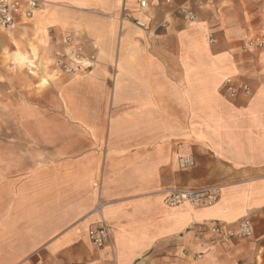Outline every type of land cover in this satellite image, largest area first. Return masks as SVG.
<instances>
[{"label":"crops","instance_id":"1","mask_svg":"<svg viewBox=\"0 0 264 264\" xmlns=\"http://www.w3.org/2000/svg\"><path fill=\"white\" fill-rule=\"evenodd\" d=\"M40 1L30 21L0 31L4 127L19 130L0 156V264H264L263 60L243 50L264 34V0H176L195 22L164 0L145 11L135 0ZM57 53L92 68L43 93V72L13 71L27 55L51 76ZM229 78L250 93L227 97ZM57 111L81 113L77 150L71 133L58 142L67 122ZM180 156L195 166L179 169ZM215 185L212 207L163 202L169 189ZM101 219L110 240L96 249L88 230ZM244 219L250 238L197 237L204 225L236 229Z\"/></svg>","mask_w":264,"mask_h":264},{"label":"built area","instance_id":"2","mask_svg":"<svg viewBox=\"0 0 264 264\" xmlns=\"http://www.w3.org/2000/svg\"><path fill=\"white\" fill-rule=\"evenodd\" d=\"M141 10H148L152 0H135ZM176 0H164V4L172 7L175 14L182 17L186 22H195L197 17L189 5L181 4L176 6ZM42 8L40 0H0V31L11 32L20 22L30 21L34 15ZM264 18V12H263ZM134 24L139 28H145V22L134 20ZM68 44L72 43L70 37L65 40ZM214 40H212L213 42ZM245 51H260L262 53L264 73V34L260 37L249 39L244 45ZM65 53H57L54 67L56 71L64 75H72L81 70L92 68V59L82 58L78 53L73 59L67 60ZM227 97L234 99L241 94L248 95L251 87L247 83L238 82L234 79H226L221 89ZM196 161L193 156H180L177 159V166L181 170L191 169L195 166ZM222 187L215 185L202 189H182L174 188L166 192L164 204L169 208H176L181 205L189 204L196 208L212 207L221 198ZM104 204L98 203V210L103 208ZM253 234L252 223L244 219L238 223L236 229L227 228L220 224L204 225L197 232V237H208L212 244L218 242H227L230 240H244L250 238ZM88 239L96 249L104 248L110 240V229L103 219L100 220L96 227L88 230ZM203 255L196 256L201 258Z\"/></svg>","mask_w":264,"mask_h":264},{"label":"rangeland","instance_id":"3","mask_svg":"<svg viewBox=\"0 0 264 264\" xmlns=\"http://www.w3.org/2000/svg\"><path fill=\"white\" fill-rule=\"evenodd\" d=\"M9 61H10V59H9ZM25 61H26V63H24L22 66L19 65L18 63L14 62L15 64L13 63L14 64L13 65V67H14L13 71H15L16 73L27 72L28 74H30V72L33 71L34 74H32V76L35 75V73L38 70L41 71V73L43 72L44 78L41 80V83L38 86V89L42 93L45 89H48L50 82L58 81L60 79V77L64 76V74L60 73L59 71H54V73H51V76H50V71L48 68H43L40 65L37 66V68H36L35 63L27 62V61H29V56H27V55L25 57ZM1 88H4V56H2L0 59V89ZM50 114H51V118H54V113L51 112ZM55 114H56V119L58 120V122L65 121V120L67 122L66 127H65V124H61V126H58V128H57V135L59 137L58 142H59V140L63 141L62 136L66 135V133H71V135L74 138V149L77 150V148H80L81 143H80L79 137H81L83 135L84 131L87 130L86 128L84 129L79 122H77L80 119L81 113L75 112V111H71V112L57 111ZM47 115H48V113H47ZM12 116L14 118H16L15 113H12ZM42 116H43V113H42ZM4 118H6V117H4V103H1V101H0V156L3 158H4V136H11V135L16 136L18 134V131H19L15 127H4ZM42 118H44V116ZM25 148L26 149L29 148L28 150L31 151L32 146L31 145H25ZM0 161L4 162L3 160H0Z\"/></svg>","mask_w":264,"mask_h":264},{"label":"bare ground","instance_id":"4","mask_svg":"<svg viewBox=\"0 0 264 264\" xmlns=\"http://www.w3.org/2000/svg\"><path fill=\"white\" fill-rule=\"evenodd\" d=\"M17 63V62H16Z\"/></svg>","mask_w":264,"mask_h":264}]
</instances>
